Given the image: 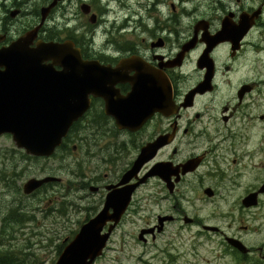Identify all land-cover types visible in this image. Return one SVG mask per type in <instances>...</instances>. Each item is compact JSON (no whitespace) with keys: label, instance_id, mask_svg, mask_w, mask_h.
I'll return each mask as SVG.
<instances>
[{"label":"flooded vegetation","instance_id":"1","mask_svg":"<svg viewBox=\"0 0 264 264\" xmlns=\"http://www.w3.org/2000/svg\"><path fill=\"white\" fill-rule=\"evenodd\" d=\"M0 10V51L25 38L28 59L41 43L70 45L99 93L49 157L0 138V186L26 198L1 219L0 244L31 215L65 229L86 213L60 257L142 162L126 212L103 233L145 212V246L194 228L193 250L217 244L205 264H264V0H0ZM128 114L140 117L129 126Z\"/></svg>","mask_w":264,"mask_h":264},{"label":"water","instance_id":"2","mask_svg":"<svg viewBox=\"0 0 264 264\" xmlns=\"http://www.w3.org/2000/svg\"><path fill=\"white\" fill-rule=\"evenodd\" d=\"M55 5L43 10L44 20ZM28 42L25 38L0 51V137L12 134L17 147L29 155L49 157L87 112L89 97L99 93L95 76L77 68L82 62L72 46L41 43L28 59L27 55H32L27 50ZM16 56L22 59L12 60ZM139 117L128 114L123 121L130 126ZM141 165L138 163L119 186L110 188L113 192L105 209L82 228L56 264H94L103 255L114 226L107 233H103L104 228L109 222L117 225L126 212L139 186L127 184L137 177ZM53 180H30L25 193L31 194Z\"/></svg>","mask_w":264,"mask_h":264},{"label":"rangeland","instance_id":"3","mask_svg":"<svg viewBox=\"0 0 264 264\" xmlns=\"http://www.w3.org/2000/svg\"><path fill=\"white\" fill-rule=\"evenodd\" d=\"M1 15L0 10V17ZM2 143L3 141H0V146ZM1 159L2 157L0 161ZM28 175H31V172ZM1 178L2 170H0V182ZM22 200L26 198L20 193L17 194L14 190L0 186V227L1 219L10 210L13 212L17 209ZM89 205L87 201V206ZM86 215V213L74 215L75 221L64 225L65 229L62 225H55L53 219L48 220L42 214H37V218L31 215V220L16 226L11 242L5 236L0 244V251L8 248L18 253L21 258L18 259L19 264H56L59 259L58 246L63 245L66 238L77 231ZM148 220L145 212L137 215L136 219L128 220L122 232L111 238L108 250L105 252L106 258H99L96 264H205L202 259L213 260V255H216L212 248L215 247L217 250V244H208L203 240H200L197 250H193V245L197 241L194 228L184 230L177 235L172 231L176 227H171L156 244L143 245L138 240V235ZM123 241L126 242L125 245L122 244ZM168 253L173 255L168 256Z\"/></svg>","mask_w":264,"mask_h":264},{"label":"trees","instance_id":"4","mask_svg":"<svg viewBox=\"0 0 264 264\" xmlns=\"http://www.w3.org/2000/svg\"><path fill=\"white\" fill-rule=\"evenodd\" d=\"M13 262H15V264H19V261L17 258H12L11 260H6L3 257V252H0V264H13Z\"/></svg>","mask_w":264,"mask_h":264},{"label":"bare ground","instance_id":"5","mask_svg":"<svg viewBox=\"0 0 264 264\" xmlns=\"http://www.w3.org/2000/svg\"><path fill=\"white\" fill-rule=\"evenodd\" d=\"M42 25V24H41Z\"/></svg>","mask_w":264,"mask_h":264}]
</instances>
